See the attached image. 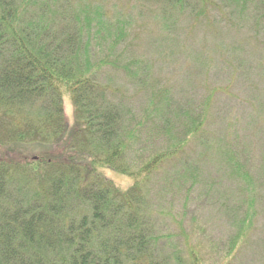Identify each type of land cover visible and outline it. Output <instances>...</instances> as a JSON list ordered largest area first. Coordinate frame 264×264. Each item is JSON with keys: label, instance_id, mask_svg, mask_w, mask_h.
I'll use <instances>...</instances> for the list:
<instances>
[{"label": "trees", "instance_id": "1", "mask_svg": "<svg viewBox=\"0 0 264 264\" xmlns=\"http://www.w3.org/2000/svg\"><path fill=\"white\" fill-rule=\"evenodd\" d=\"M136 1L153 2L165 25L186 15L212 23L210 7L264 21V0ZM104 6L0 0V264H201L187 237L185 258L161 229L160 216L171 213L150 207L142 187L203 116L170 148L128 160L150 121L127 118L124 95L103 82L108 68L139 78L131 61L112 56L128 36L127 21H113ZM103 169L131 177L133 186L119 188Z\"/></svg>", "mask_w": 264, "mask_h": 264}, {"label": "rangeland", "instance_id": "2", "mask_svg": "<svg viewBox=\"0 0 264 264\" xmlns=\"http://www.w3.org/2000/svg\"><path fill=\"white\" fill-rule=\"evenodd\" d=\"M102 2L112 20L127 21L128 36L113 58L131 61L139 74L108 68L103 82L124 95L127 118L150 121L128 160L170 148L196 127L197 113L203 116L187 145L142 187L150 207L173 215L160 216L161 229L172 232L185 258L187 237L201 264H264V21L210 7L212 23L186 15L165 25L153 2ZM63 108L72 125L68 97ZM102 172L123 190L134 184Z\"/></svg>", "mask_w": 264, "mask_h": 264}]
</instances>
